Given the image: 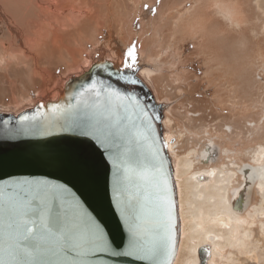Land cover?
<instances>
[{"label": "rangeland", "instance_id": "374dc122", "mask_svg": "<svg viewBox=\"0 0 264 264\" xmlns=\"http://www.w3.org/2000/svg\"><path fill=\"white\" fill-rule=\"evenodd\" d=\"M2 1L12 26L0 15V109L51 99L59 78L96 48L143 56L152 67L141 76L167 105L164 134L179 170V197L191 177L210 175L197 192L217 175L228 180L235 217L223 225L214 220L221 211L209 221L196 209L200 219L185 224L214 235L213 264H264V0ZM243 166L253 182L241 175ZM232 225L237 229L229 231ZM188 253L179 248L174 264L193 260Z\"/></svg>", "mask_w": 264, "mask_h": 264}, {"label": "water", "instance_id": "95a60500", "mask_svg": "<svg viewBox=\"0 0 264 264\" xmlns=\"http://www.w3.org/2000/svg\"><path fill=\"white\" fill-rule=\"evenodd\" d=\"M86 58L59 78L55 98L0 109V264H174L178 190L167 105L141 76L151 63L106 46ZM89 225L102 236L98 247L87 244ZM196 256L208 264L210 244Z\"/></svg>", "mask_w": 264, "mask_h": 264}, {"label": "bare ground", "instance_id": "6f19581e", "mask_svg": "<svg viewBox=\"0 0 264 264\" xmlns=\"http://www.w3.org/2000/svg\"><path fill=\"white\" fill-rule=\"evenodd\" d=\"M33 1H35V0H28V2L31 5H33L32 4ZM262 3H264V2H262ZM46 4H49V3L46 2ZM8 8H11L10 6H8V3H5L2 0H0V12H1L0 15H1V18L7 19L8 23L11 24L9 22L10 20L8 19V18L11 19V16H8V15L6 16V14H5V12H6L5 10L8 9ZM6 23L7 22L5 21V24ZM11 26H12V24H11ZM145 71H147V70H145ZM56 95H53L52 98H55ZM166 142L168 144V150H169V153H170L172 151L171 148L169 147L170 143L167 140H166ZM258 156H260V154ZM259 158L257 159V161L260 160ZM184 165L186 167V171H188L191 168V163L189 161H187V162L185 161ZM173 167H174V177H175V172L179 171V170L177 169V166L175 167L173 165ZM180 173H184V171L182 170ZM241 175H243L245 177V179L248 180L249 183L253 182V180L255 179V175L251 174V168H250V172L248 174H241ZM209 176L208 177L207 176L204 177L205 178L204 180L209 178ZM196 177L194 178V180H193V177H191L192 181L190 182L189 185L188 184L185 185L183 192L180 193V197H179V190H182V188H181V186H179V183H178L177 179L175 178L176 185H177V190H178L179 215H180V221H181V236H180V240L182 242L181 247H178V251H179V248H180V250H183V247L186 245V249L189 252L188 254L190 255V259L193 258V260H185L184 264H197V256L195 254L196 250H197V248L199 246L208 243L207 240L210 239V238H211V242L210 243L212 244L210 246L211 247V257H213L215 252H216L215 243H214L215 241L213 240L214 235H212L211 231L204 230L203 226L199 230H194L193 227H195L196 225L195 224H190V225L187 226L185 224V219H187V218L200 219V217L198 216L197 212L195 211L196 209H204L205 210L204 211L205 214L203 216H205L206 220H209V221H212L213 216L216 215V212L221 211L222 212L221 214L223 216L220 217V218L216 217L217 219L215 218L214 220H215L216 223L223 224V225H224L223 221H224V218L226 216L229 217V215H230L231 219H232V216H234L232 214V211H231L230 205L228 204V199H227L228 180L227 179H221L217 175V176L214 177V179H212V182H210V184H208L207 187H205L204 185L200 184L201 186H204L205 190L207 189L206 191L197 192L198 191L197 189H198V186H199L198 185L199 181H197ZM260 178H261V181L264 183V172L262 173ZM208 181H211V179H209ZM201 195L205 196V201L203 203H199L198 201H196ZM262 198L264 199V195L262 196ZM201 205H203V206H201ZM204 205L206 206V208H205ZM185 207L187 209L186 212L182 211V209L185 208ZM201 211H203V210H201ZM235 220L237 221V218H235ZM235 220H233V221H235ZM209 223H211V222H209ZM238 224H239V222H238ZM216 225L217 224H215V226ZM230 229L231 230H229V231H234V230L237 229V227L235 225H232ZM187 233L189 234L188 235L189 237H187L186 242H184V235L187 234ZM219 235H221V234H219ZM228 236L230 237L231 235H228ZM222 237H224V235ZM246 237H248V236H246ZM194 239H196L198 241V244L196 246L193 245V240ZM231 243L232 242L229 239H226V244L225 245H227V244L230 245ZM179 244H180V242H179ZM217 246H218V243L216 244V249L218 248ZM222 247L223 246L221 245L220 249H222ZM208 264H213V261H209Z\"/></svg>", "mask_w": 264, "mask_h": 264}, {"label": "snow or ice", "instance_id": "6c2138e0", "mask_svg": "<svg viewBox=\"0 0 264 264\" xmlns=\"http://www.w3.org/2000/svg\"><path fill=\"white\" fill-rule=\"evenodd\" d=\"M129 56L132 55L131 52H129L128 54ZM124 67H129L128 64H125ZM46 227V226H45ZM24 233L25 234H30L32 232V229L31 227H28L27 226V222L25 223V226H24V229H23ZM88 232H89V240L87 241V244L88 245H95V246H99L103 243V240H102V236L101 234L99 233V230L96 226L94 225H89L88 226ZM65 241V247L63 249L64 251V254L65 255H71V253L75 250L74 248V245L72 243V240H71V237H62ZM22 251L25 252V254H30V252L27 250L26 246H22L21 248Z\"/></svg>", "mask_w": 264, "mask_h": 264}, {"label": "flooded vegetation", "instance_id": "af4514ba", "mask_svg": "<svg viewBox=\"0 0 264 264\" xmlns=\"http://www.w3.org/2000/svg\"><path fill=\"white\" fill-rule=\"evenodd\" d=\"M243 167H244V166H243ZM240 170H241V169H240ZM240 170H239V171H240Z\"/></svg>", "mask_w": 264, "mask_h": 264}]
</instances>
